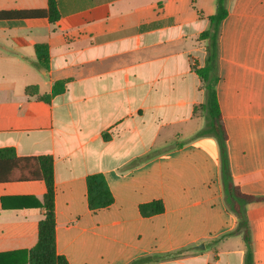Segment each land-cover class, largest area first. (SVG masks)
<instances>
[{
    "label": "crops",
    "instance_id": "0c3cea01",
    "mask_svg": "<svg viewBox=\"0 0 264 264\" xmlns=\"http://www.w3.org/2000/svg\"><path fill=\"white\" fill-rule=\"evenodd\" d=\"M47 0H0V11ZM59 17L0 21V149L53 161L55 252L67 264H244L220 181V154L194 108L205 100L216 0H57ZM216 27L217 99L226 157L240 192L264 197V0H224ZM48 48L49 68L34 46ZM64 81L63 92L51 96ZM33 87L34 90H29ZM49 96L48 102L40 98ZM107 133L108 138L102 137ZM101 174L113 202L91 210L86 179ZM44 181L0 183V254L37 241ZM160 201L144 217L139 206ZM253 264H264V201L242 205ZM4 260V261H3ZM7 259L0 260L4 264Z\"/></svg>",
    "mask_w": 264,
    "mask_h": 264
},
{
    "label": "trees",
    "instance_id": "16d2710c",
    "mask_svg": "<svg viewBox=\"0 0 264 264\" xmlns=\"http://www.w3.org/2000/svg\"><path fill=\"white\" fill-rule=\"evenodd\" d=\"M226 16L224 0H216V14L209 17L210 28L200 35L201 38L209 39L208 56L206 66L197 68L195 64L192 69L199 77L205 93L204 103L194 108V114H203L206 123L196 137H213L218 145L220 154V181L227 197V204L236 217V227L226 236L240 235L245 244L244 264H253V249L251 245L250 228L242 211V205L252 202L264 201V197H255L240 192L234 185L226 157V142L228 139L222 115L217 99L216 86L217 76V47L216 27ZM59 17L57 0H47L46 9L43 10H9L0 11V21L47 19L54 24ZM37 65L47 71L49 68L48 48L45 44L34 46ZM64 81H57L52 86L51 96L63 92ZM29 90H34L33 87ZM42 101L48 102L49 96L41 97ZM104 139L108 138L103 133ZM42 180L46 186V192L42 203L36 200L21 197L25 202L23 206L37 208L42 216L38 222V234L36 244L28 251H14L0 254V260L7 259L4 264H67L66 260L55 252V220H54V183H53V161L49 156L39 158L15 157L12 148L0 149V183L23 182ZM86 196L88 206L91 210L102 209L110 206L113 202L112 194L101 174L89 175L86 179ZM142 216L148 217L163 212L160 201H154L139 206ZM166 257L147 256L133 260L129 264H148ZM4 261V260H3ZM2 264V262L0 263Z\"/></svg>",
    "mask_w": 264,
    "mask_h": 264
}]
</instances>
